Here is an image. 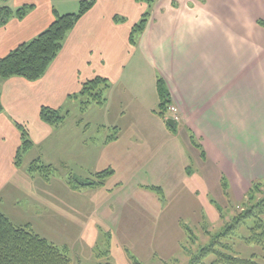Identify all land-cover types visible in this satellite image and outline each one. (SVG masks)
Listing matches in <instances>:
<instances>
[{
    "label": "crops",
    "instance_id": "obj_1",
    "mask_svg": "<svg viewBox=\"0 0 264 264\" xmlns=\"http://www.w3.org/2000/svg\"><path fill=\"white\" fill-rule=\"evenodd\" d=\"M79 1L61 0L56 8L53 0H6L12 10L29 8L23 18L13 16L0 27V58L46 29L54 10L69 13ZM146 11L143 31L132 44L130 33ZM97 76L108 81L106 93L111 95L105 94L103 105L81 111L80 99L74 95L83 82ZM158 79L178 110L175 129L178 126L179 133L172 134L166 121L153 113L159 102ZM0 99V195L9 187H19L30 175L22 164L14 163L21 144L20 125L32 141L30 150L38 151L32 159L56 167L57 173L67 169L83 173V169L85 174L77 179H93L97 172L115 166L114 173H129L132 185L140 184L137 175L145 165L139 150L122 146L129 142L127 136L148 137L161 147L180 135L188 148H194L188 137L194 135L199 145L194 156L201 159L203 150L206 165L212 167L211 177L215 175L217 183L216 173L223 172L233 195L241 197L252 181L264 180V0H153L150 5L142 0H95L68 32L45 74L35 81L0 78ZM42 106L65 114L64 120L56 126L45 123L40 118ZM68 106L80 116L70 121ZM123 109L137 117L123 120ZM109 127L114 128L112 135L106 134ZM53 136L55 148L49 152L46 142ZM60 178L57 188L62 201L53 205L42 195L40 201L48 214L61 218L65 228L75 221L76 202L88 192L96 198L102 184L75 188L66 176ZM43 184L50 183L36 186ZM99 199H83L89 202L82 207L86 209L82 226L86 242L108 227L104 222L117 221V209L126 202Z\"/></svg>",
    "mask_w": 264,
    "mask_h": 264
},
{
    "label": "rangeland",
    "instance_id": "obj_2",
    "mask_svg": "<svg viewBox=\"0 0 264 264\" xmlns=\"http://www.w3.org/2000/svg\"><path fill=\"white\" fill-rule=\"evenodd\" d=\"M60 1L53 0L56 8H59ZM0 4L7 5L6 0H1ZM78 9L79 4L69 13L78 12ZM117 90L118 88H115L114 94ZM110 95L111 91H108L106 97ZM123 97L125 96L123 95ZM74 103L77 107L78 103ZM157 106L153 113L157 114ZM169 106L175 107L174 115L177 120L179 116L176 106L172 104ZM67 109L71 112L68 117L70 121L74 120L75 115H77L76 118L80 116V112L74 111L69 106ZM122 111L123 120L137 117L130 111H127V114L124 113V109ZM172 113L169 109L167 116L170 114V117L174 119ZM107 129L105 130L106 134L112 135L114 128ZM170 132L172 134L179 133L178 126ZM130 136L132 135L130 134ZM130 136H127L129 142H123L122 146L127 147L128 150H139V157L146 168L137 175V182L140 184L132 185L129 173L121 170L114 173L112 167L115 166H112L110 168L112 174L106 180L104 179L105 182L102 183L100 192L95 194L96 198L92 192H88L85 194L87 196L83 198L85 200L91 196L92 201L97 198H100L99 200L107 198L109 202L113 201L112 203L117 204L120 200H126L125 206L122 208L120 206L117 209V221L113 220L108 224L104 222L105 226L111 227L112 233L111 229L104 227L99 236L96 235L98 238L93 236V233L87 242L83 240L82 235L86 236L87 232L82 228L86 217V211H84L86 209L83 210L82 207L88 206L89 202H84L81 198L76 202L81 209L76 206L75 221H70L65 228H62L59 216L48 214L47 209H44V202L40 201V196L42 195L43 199L48 198L47 202L56 205L57 202L62 201L60 189L57 188V183L63 181L60 177L66 176L67 180L70 179V183L74 184L75 178L77 179L80 174L85 173L83 169H80L83 173L76 171L73 174L72 169H67L64 174L57 173L58 170L54 167L55 170L49 175L48 180H45L38 172L29 173L28 167L35 160L32 158L38 154L37 150H29L23 155L20 165L22 164L27 174L30 175H26V179L19 187H9L3 191L0 195V209L9 216L14 224H29L35 232L59 246L69 257V264L106 262L132 264L130 255L142 264H219L212 254L201 258L199 263L193 262L196 261L200 249L210 242L211 236L221 232L223 227L243 209L242 207L249 204L244 201H246L247 193L254 182L260 183L258 192L255 193V200L263 198L264 180L252 181L243 196L236 198L229 180L223 172L216 173L219 183H216L215 175L211 177L212 167L209 166V163L206 165L207 158L204 156V151L201 152V159L194 156L193 151L199 146L198 144L193 145L194 148H188L184 139L180 135H176L175 138L160 147L156 146L154 139L146 137L140 140L136 139L134 135L133 139ZM188 137L190 141L194 140V135L189 134ZM46 143H49V152L53 150L55 148L54 136ZM160 150L161 153L165 152V157H161ZM190 163L191 166L187 168ZM67 166L72 168L69 163ZM30 176L31 178L28 179ZM95 177V175L92 176L93 179ZM205 181L207 187H205ZM40 182L50 184L48 186L43 184L38 188L36 184ZM70 183L68 184L71 185ZM158 185L162 187L161 190L151 189L152 186ZM86 188L89 189V186ZM96 201L98 202V200ZM73 205L74 203H70L69 206ZM106 215L108 216V214ZM186 225L188 228L184 229L183 226ZM120 229L127 232V237L122 235L125 232H120ZM235 229H237L235 235L237 238L247 234V230L243 226H238ZM229 242L232 243L235 253L239 256L250 257L252 253H256L259 261L264 264V250L260 249L259 245L251 248L244 246L242 240L240 242L229 240Z\"/></svg>",
    "mask_w": 264,
    "mask_h": 264
},
{
    "label": "trees",
    "instance_id": "obj_3",
    "mask_svg": "<svg viewBox=\"0 0 264 264\" xmlns=\"http://www.w3.org/2000/svg\"><path fill=\"white\" fill-rule=\"evenodd\" d=\"M1 1V0H0ZM146 1L148 5L153 0ZM95 0H80L78 12L58 14L53 11V20L50 25L38 33L27 42L19 44L14 49L0 58V78H9L13 76L23 77L29 81H35L41 78L57 54L60 52L63 42L69 31L75 26L77 21L94 5ZM29 7L23 6L12 10L7 5L0 4V27L15 16L21 19L25 16ZM149 12L143 13L138 23L133 26L129 40L135 43V36L143 31ZM109 88L108 81L102 77H95L83 82L78 94L74 97L80 99V109L85 110L89 105H103L105 102L106 90ZM157 92L159 102L157 114L162 117L171 131L175 130L168 123L170 116H167L170 96L167 88L161 79L157 80ZM3 106L0 99V113ZM40 118L45 123L56 126L61 123L65 114H61L57 109L46 106L40 108ZM175 121V120H174ZM21 133V144L16 151L15 165H20L22 157L33 146L32 141L26 129L18 125ZM191 143L196 145L194 140ZM55 170L50 164L43 163L40 159H35L30 163L28 172H38L45 180ZM112 174V170L105 169L95 174V179H75V183H68L73 187L79 185L93 186L102 184L104 179ZM74 181V180H73ZM260 183L254 182L250 187L246 201L249 202L246 207L238 212L232 221L223 227L222 231L211 236L210 242L200 249L196 261L199 263L201 258L214 255L219 264H263L259 261L256 253L250 257H241L235 253L232 242L241 240L246 247H256L259 245L264 250V196L260 200H255V193L259 189ZM254 199V200H253ZM247 225V227H246ZM238 226H243L247 234L239 238L235 237ZM187 229L188 226H183ZM189 231V230H188ZM231 250V251H230ZM234 251V253H232ZM257 256V257H256ZM132 264H142L136 258L130 255ZM215 261V262H217ZM214 262V263H215ZM70 259L66 252L59 246L48 241L45 237L35 232L29 224L16 225L0 209V264H69ZM99 264H113L111 262ZM213 264V263H212Z\"/></svg>",
    "mask_w": 264,
    "mask_h": 264
},
{
    "label": "built area",
    "instance_id": "obj_4",
    "mask_svg": "<svg viewBox=\"0 0 264 264\" xmlns=\"http://www.w3.org/2000/svg\"><path fill=\"white\" fill-rule=\"evenodd\" d=\"M169 109L173 112L172 114L174 115V114H175L174 112H176L175 107H174V106H169V107H168V110H169ZM174 118L176 119L175 115H174Z\"/></svg>",
    "mask_w": 264,
    "mask_h": 264
},
{
    "label": "water",
    "instance_id": "obj_5",
    "mask_svg": "<svg viewBox=\"0 0 264 264\" xmlns=\"http://www.w3.org/2000/svg\"><path fill=\"white\" fill-rule=\"evenodd\" d=\"M168 123H169V125H170L171 127L174 126V120H173L172 118H169V119H168Z\"/></svg>",
    "mask_w": 264,
    "mask_h": 264
}]
</instances>
